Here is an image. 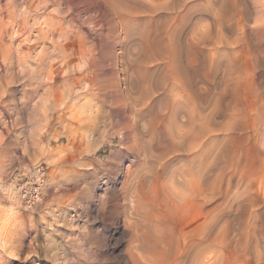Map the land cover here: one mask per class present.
I'll return each instance as SVG.
<instances>
[{"label":"rangeland","instance_id":"obj_1","mask_svg":"<svg viewBox=\"0 0 264 264\" xmlns=\"http://www.w3.org/2000/svg\"><path fill=\"white\" fill-rule=\"evenodd\" d=\"M0 11V264H264V0ZM139 70L165 76L152 127ZM41 147L66 150L56 177ZM41 161L25 209L14 185Z\"/></svg>","mask_w":264,"mask_h":264},{"label":"bare ground","instance_id":"obj_2","mask_svg":"<svg viewBox=\"0 0 264 264\" xmlns=\"http://www.w3.org/2000/svg\"><path fill=\"white\" fill-rule=\"evenodd\" d=\"M110 2H111V5H113V7H115L116 9H122V8H126V7H130V0H109ZM139 11V10H138ZM1 12V11H0ZM135 12V11H134ZM2 20V19H1ZM131 21V20H130ZM12 29V28H11ZM14 29V28H13ZM14 31H15V29H14ZM9 32V31H8ZM7 32V33H8ZM17 32V31H16ZM15 32V33H16ZM7 33H4V34H7ZM12 34H13V32L11 33V36H12ZM2 36V35H1ZM2 39V38H1ZM30 41V40H29ZM61 42V41H60ZM163 44V43H162ZM165 49H164V47L163 46H161V47H159V45H158V50H157V52H156V54H157V57L164 63L165 62V51H164ZM140 72L138 73L137 72V74H138V76H137V78L138 77H141V78H138V79H141L140 81L141 82H135L134 84H133V82H134V80H132L133 82H131V84H133L132 86H134L137 90V96H136V99H134V100H137L138 101V103L139 104H143V110H142V112H141V115H140V117L144 120H146V122H147V124L149 125V127H152V123H151V119H146V117L148 116V117H150V118H152V119H154L155 118V116H154V114L156 113V111L154 112V107L152 106V104H150V102H151V96H152V92H153V90L154 89H159V88H161L162 86H164L165 87V76L164 75H162V74H159V78H158V80H155V81H153V76H152V74H151V76H149V74H150V72L147 70V71H142V70H139ZM153 73V72H152ZM156 78V77H155ZM135 81H138V80H135ZM264 82V81H263ZM133 87V88H134ZM260 87L261 88H264V83H262L261 82V84H260ZM122 102V101H121ZM158 105V108H159V112L161 113V111H163V109H164V106H165V98L164 97H161V98H159L158 99V103H157ZM157 108V107H156ZM158 112V111H157ZM160 113H157L158 115H156V118L155 119H158V118H161V114ZM233 114L235 115V117H238V112H236L235 110L233 111ZM232 114V115H233ZM130 116V115H129ZM154 116V117H153ZM233 117V116H232ZM234 117V118H235ZM234 120V119H233ZM233 120H231V121H233ZM236 120V119H235ZM234 120V121H235ZM234 121H233V123H234ZM145 122V121H144ZM145 122V123H146ZM150 123H151V126H150ZM232 123V124H233ZM151 132H152V130H151ZM129 135V134H128ZM131 135V134H130ZM154 136V135H153ZM68 146V145H67ZM264 146V145H263ZM70 148H71V146H69ZM63 149V148H62ZM40 151H42V152H45L44 153V155H45V157H47V158H49L50 159V161H51V163H52V165H53V168H51L50 170L51 171H49L50 173H55V177L58 175V172L60 171V169H61V165H60V161L62 160V156L64 155V152L66 151H64V150H57V151H55V152H51V151H45V148L44 147H41L40 148ZM259 151L260 152H263L264 153V147H262V149L260 150L259 149ZM156 156V155H155ZM261 160H262V167H263V172H262V177L264 178V155H263V157H261L260 158ZM260 166V165H259ZM189 180V179H188ZM192 181V180H191ZM190 181V182H191ZM189 182V183H190ZM193 182H195V179L193 180ZM188 183H186V185H187ZM193 184V183H192ZM190 185H191V183H190ZM183 186V185H182ZM184 186H185V184H184ZM192 186V185H191ZM192 187H194L195 188V186H192ZM129 191H130V189H128ZM198 190V189H197ZM193 191V190H192ZM131 192V191H130ZM19 200V199H18ZM136 202V201H135ZM39 204V203H38ZM37 204V205H38ZM36 205V206H37ZM130 207H131V205H130ZM5 237L6 236H1L0 237V244L1 243H3V242H5L6 241V239H5ZM3 245V244H2ZM16 245V244H15ZM7 246V245H6ZM150 247V246H149ZM159 249V248H158ZM150 250V249H149ZM146 256V255H145ZM155 256V255H154ZM152 257V256H151ZM153 258V257H152ZM149 259V258H148ZM147 259V260H148ZM153 260H154V258H153Z\"/></svg>","mask_w":264,"mask_h":264},{"label":"built area","instance_id":"obj_3","mask_svg":"<svg viewBox=\"0 0 264 264\" xmlns=\"http://www.w3.org/2000/svg\"><path fill=\"white\" fill-rule=\"evenodd\" d=\"M46 171L47 164L37 162L15 182L16 195L25 209H32L42 201Z\"/></svg>","mask_w":264,"mask_h":264}]
</instances>
